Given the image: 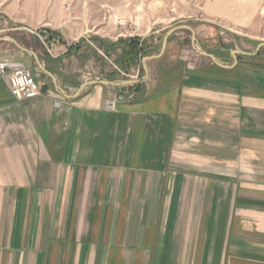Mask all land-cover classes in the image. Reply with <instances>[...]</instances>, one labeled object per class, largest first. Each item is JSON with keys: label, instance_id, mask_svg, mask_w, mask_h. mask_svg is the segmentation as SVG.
Returning <instances> with one entry per match:
<instances>
[{"label": "crops", "instance_id": "obj_1", "mask_svg": "<svg viewBox=\"0 0 264 264\" xmlns=\"http://www.w3.org/2000/svg\"><path fill=\"white\" fill-rule=\"evenodd\" d=\"M178 1L167 23L217 51L223 33L264 42V0ZM156 32L124 39L155 47ZM181 33L147 63L139 93L94 85L66 98L31 52L73 96L91 80L75 76L79 60H97L89 41L0 31V62L40 83L19 101L0 75V264H264V48L223 69L181 57ZM97 48L118 55L117 70L93 80L122 81V50Z\"/></svg>", "mask_w": 264, "mask_h": 264}, {"label": "rangeland", "instance_id": "obj_2", "mask_svg": "<svg viewBox=\"0 0 264 264\" xmlns=\"http://www.w3.org/2000/svg\"><path fill=\"white\" fill-rule=\"evenodd\" d=\"M178 4L183 5V1H178ZM167 5L168 0H0V31L25 27L42 33L46 32L57 37L60 35L61 40L67 41L66 43L69 46L79 43L80 40H83V42H86V40L89 41V43L82 46H89V51H87L89 58L95 55V59L97 60L94 66L85 68L84 64H86L88 59L85 60L83 65H81L82 62L80 60L77 64L75 59H73V67L76 64L78 65L75 76L93 80L95 79L93 78L95 75L100 76L104 74L99 71L101 67L102 69L105 68V71L117 70L114 62L118 55H108L107 50L101 49L99 51L97 46H101V44L109 46L116 40L126 38V36L145 33L152 27L154 32L157 31L155 33V36H157V42L155 44L157 46L155 45L153 47V49L157 48V50L154 49L155 53L152 54L155 55L159 53L163 38L170 29L178 26H189L183 23L176 25L167 23L173 17ZM179 11L183 12L184 10L181 9ZM185 31H178L182 32V37L185 40L184 48L182 47L183 49H180V51H184V54L180 52V56L191 63L197 61L199 63L213 65V62L209 58L204 57L195 50L192 45V33ZM194 31L196 33L197 49L206 51L209 54L215 52L219 55L218 59L220 63L226 66L234 64V57L231 54L232 51L253 52L259 44L257 41L248 39L243 41L238 40V38L235 39L233 36L223 33L220 36V41L224 38V42H219L224 45L223 51H217L216 49L218 47L211 46L215 43H206L199 40V36L202 38L201 34L198 35L197 31ZM5 34L9 35L11 32H5ZM209 45L212 48L209 49ZM96 55H99L101 59H98ZM262 56L264 57V54ZM237 58H239V55ZM201 59L203 60L201 61ZM102 60L105 64L102 63ZM142 60L136 66L137 69H131L125 75L130 74L131 76L137 77V80L142 81L145 76ZM245 60L247 66L253 65L254 63L251 59L246 58ZM108 65L110 66L109 68L107 67ZM32 67L41 73V70L35 63L32 64ZM32 67H30L31 70L29 69L31 72ZM127 75H122L118 80H123L124 78L130 80L131 76Z\"/></svg>", "mask_w": 264, "mask_h": 264}, {"label": "water", "instance_id": "obj_3", "mask_svg": "<svg viewBox=\"0 0 264 264\" xmlns=\"http://www.w3.org/2000/svg\"><path fill=\"white\" fill-rule=\"evenodd\" d=\"M179 30H188L192 33V45L193 47L203 56L205 57H208L210 58L217 66L223 68V69H232L234 68L237 64H238V58L237 56L238 55H247V56H255L262 48H264V42L263 43H260L256 50L254 52H243V51H238V50H234L232 51V56L234 57V64L231 65V66H226L222 63H220L218 61V59L216 58V56H214L213 54H209L208 52L206 51H200L197 49L196 47V33L194 31L193 28H191L190 26H178V27H174L172 29H170L164 36L163 38V42H162V46H161V49L159 51L158 54H155V55H152V56H146L143 58L142 60V64H143V69L145 71V76L143 78L142 81H144L147 76H148V66H147V63L152 61V60H157V59H160L164 56V53L166 51V48H167V45H168V42H169V39L170 37L176 33L177 31ZM7 39L13 41L10 37H6ZM3 40V38L0 39V42ZM14 42V41H13ZM31 55L35 58L36 62H37V65L39 66V68L41 69V71L48 75L54 82L55 86L57 87V89L61 92V94H63L66 98H73V97H77L79 96L87 87H90V86H94V85H106V86H117V87H120V86H133V85H136V84H139L141 83L142 81L140 80H122V81H107V80H90V81H87L85 83H83L79 89L77 90L76 94L73 95V96H69L65 91L64 89H62L59 85H58V81L56 79V77L51 74L50 72H48L43 66L42 64L40 63L39 61V58L37 56L36 53L34 52H31Z\"/></svg>", "mask_w": 264, "mask_h": 264}, {"label": "built area", "instance_id": "obj_4", "mask_svg": "<svg viewBox=\"0 0 264 264\" xmlns=\"http://www.w3.org/2000/svg\"><path fill=\"white\" fill-rule=\"evenodd\" d=\"M121 74L126 76L123 72ZM0 75L6 79L12 96L19 101L39 94L40 83L22 64L9 61L0 62ZM116 105V101L106 103L107 109L111 111L115 110Z\"/></svg>", "mask_w": 264, "mask_h": 264}, {"label": "trees", "instance_id": "obj_5", "mask_svg": "<svg viewBox=\"0 0 264 264\" xmlns=\"http://www.w3.org/2000/svg\"><path fill=\"white\" fill-rule=\"evenodd\" d=\"M82 40L79 42V44ZM110 48L114 50H122V54L120 56L119 65L120 68L127 72L131 70L133 67L138 65L140 61L149 54L153 53L157 48H154L148 44L146 40H142L137 37L128 38V39H120L116 43L110 44ZM262 52L258 53L256 56H260ZM119 73L117 72V75ZM135 92L139 93L141 91V85L136 84L131 86ZM142 95V93H141ZM138 96L134 95L133 99H136Z\"/></svg>", "mask_w": 264, "mask_h": 264}]
</instances>
